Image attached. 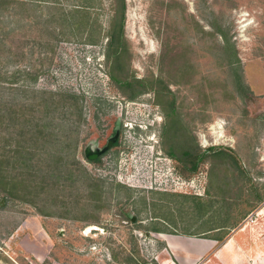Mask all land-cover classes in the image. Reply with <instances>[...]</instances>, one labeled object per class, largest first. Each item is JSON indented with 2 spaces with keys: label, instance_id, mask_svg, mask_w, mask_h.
Here are the masks:
<instances>
[{
  "label": "rangeland",
  "instance_id": "374dc122",
  "mask_svg": "<svg viewBox=\"0 0 264 264\" xmlns=\"http://www.w3.org/2000/svg\"><path fill=\"white\" fill-rule=\"evenodd\" d=\"M124 1L127 51L121 75L161 77L181 116L174 142L180 145L184 138L191 148H230L240 168L212 159L194 174H181L165 154L172 140L161 138L164 116L154 95L129 100L109 78L104 31L112 1L57 0L67 11L77 4L90 7L97 43H87L82 31H64L45 44L37 33L38 41L23 45L20 64L9 57L2 62L9 73L25 70L18 84L28 89L81 97L76 160L107 190L113 187L106 192L111 201L96 226L41 217L21 205L0 209V264H124L128 256L148 264H264V0ZM50 7L37 5L32 18L39 30L46 27ZM215 28L228 35L238 65H227ZM27 35L24 43L36 37ZM234 74L249 98L234 89ZM114 131L120 134L117 153L88 162L87 141L98 147ZM117 184L130 189L129 201ZM122 212L134 221H124ZM151 226L173 235L140 231ZM215 237L222 242L209 239Z\"/></svg>",
  "mask_w": 264,
  "mask_h": 264
},
{
  "label": "trees",
  "instance_id": "16d2710c",
  "mask_svg": "<svg viewBox=\"0 0 264 264\" xmlns=\"http://www.w3.org/2000/svg\"><path fill=\"white\" fill-rule=\"evenodd\" d=\"M57 0H0V209L10 204L31 208L41 217L66 219L82 222L86 226L98 225L101 212L109 206L106 185L99 179L91 178L86 169L76 160L78 136L83 120L81 97L70 93L39 92L18 84V75L25 70L15 69L12 73L6 70L2 60L8 57L13 63L20 64L23 45L38 41L37 33L45 44L68 31L75 35L82 31L87 34V43H97L91 35L92 23H89V6L74 5L70 10L63 9ZM84 1V0H83ZM90 2L92 0H85ZM113 14L109 19L108 28L104 31L106 39L105 57L110 67L108 71L111 81L119 87L129 100L151 92L157 105L163 111L164 121L161 138L172 140L165 154L175 160L179 172L194 174L201 164L215 159L228 163L235 169L239 160L230 148L220 146L206 149L191 148L181 140L180 145L174 142L175 133L180 130L181 116L177 112L176 98L161 77L138 79L134 76L121 75L124 71V57L127 46L124 37L125 1L111 0ZM117 1V4H115ZM47 3L52 11L45 22L46 27L39 30L37 19L32 16L37 12L39 3ZM114 3V4H113ZM117 6V7H115ZM23 14L28 16L25 18ZM10 19V21H9ZM25 21L28 22V28ZM19 24L20 28H13ZM56 24V25H55ZM25 25V26H24ZM25 31V35L22 32ZM102 31L98 26V33ZM215 33L223 40L222 50L228 59V66L238 65V59L229 43L228 35L215 28ZM27 34H34L32 41ZM38 43V42H35ZM118 73V75L115 73ZM121 72V73H120ZM36 80L34 77L33 81ZM234 89L241 96L249 98V91L241 84L239 76L234 74ZM247 92V93H246ZM180 134L178 139H180ZM214 173L209 174V178ZM117 192L123 191L127 201L131 199L130 189L117 184ZM172 196L171 194H159ZM263 201L262 197H257ZM200 200L199 197H194ZM141 205L147 208L145 198ZM124 221L133 222L124 212ZM153 218H160L156 215ZM165 221V220H163ZM151 222H157L152 220ZM220 227H217L219 229ZM144 233L173 235L164 228L151 226L140 229ZM186 236H198L200 233H183ZM222 242L223 237L209 238ZM124 264H148L147 262L126 257Z\"/></svg>",
  "mask_w": 264,
  "mask_h": 264
},
{
  "label": "flooded vegetation",
  "instance_id": "af4514ba",
  "mask_svg": "<svg viewBox=\"0 0 264 264\" xmlns=\"http://www.w3.org/2000/svg\"><path fill=\"white\" fill-rule=\"evenodd\" d=\"M115 133H116V131H114L113 133L108 135L106 137V139L104 140L103 144L99 145L98 147L91 146L92 145L91 143L93 140H88L87 144L84 148V152H83L84 158L88 162L98 163V162H101L106 155H110V154L115 155L117 153V144H118V140H119V136H120L119 133L117 134V137H116L115 141L113 142L112 146L105 153L99 155L98 157H93L95 150L96 149H99V150L103 149L107 145L108 141L113 138Z\"/></svg>",
  "mask_w": 264,
  "mask_h": 264
},
{
  "label": "water",
  "instance_id": "95a60500",
  "mask_svg": "<svg viewBox=\"0 0 264 264\" xmlns=\"http://www.w3.org/2000/svg\"><path fill=\"white\" fill-rule=\"evenodd\" d=\"M116 136H117V132L115 133L114 137L108 141L107 145L103 149H101V150L96 149L95 150L93 157H98L99 155L105 153L112 146L113 142L116 139ZM132 221H134V218H132Z\"/></svg>",
  "mask_w": 264,
  "mask_h": 264
},
{
  "label": "crops",
  "instance_id": "0c3cea01",
  "mask_svg": "<svg viewBox=\"0 0 264 264\" xmlns=\"http://www.w3.org/2000/svg\"><path fill=\"white\" fill-rule=\"evenodd\" d=\"M166 243H167L168 247L171 249V247H170V245H169V242H168V240H166Z\"/></svg>",
  "mask_w": 264,
  "mask_h": 264
}]
</instances>
